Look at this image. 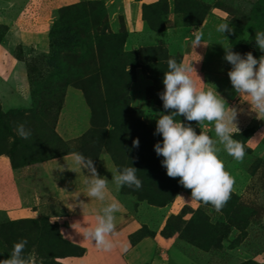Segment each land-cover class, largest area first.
<instances>
[{
  "label": "rangeland",
  "instance_id": "374dc122",
  "mask_svg": "<svg viewBox=\"0 0 264 264\" xmlns=\"http://www.w3.org/2000/svg\"><path fill=\"white\" fill-rule=\"evenodd\" d=\"M25 1L22 9L34 14L43 0ZM218 12L247 31L248 44L239 52L261 55L254 36L264 29V0H77L58 7L44 34L28 35V46L17 43L11 50L26 67L29 106L0 113V154L24 174L31 173L27 165L65 152L83 153L95 166L101 155L116 168L133 165L142 187H122L129 209L139 202L166 207L157 220L158 264H264V131L256 132L259 150L246 143L253 132L234 131L245 144L241 162L219 153L235 184L218 212L190 201L191 190L167 175L153 147L162 139L154 129L156 113L166 111L158 93L167 60L185 62L189 55L195 70L207 71L198 63L203 52L194 48L193 28ZM4 26L8 30L0 20V42ZM210 40L217 41L207 35ZM213 57L219 66L217 52ZM20 123L31 129L28 139L17 134ZM189 123L200 131L196 121ZM36 206V216L19 219L0 210V259L13 242L27 238L25 253L38 264H64L61 258L77 248L54 220L59 206L52 196ZM151 232L143 226L131 240Z\"/></svg>",
  "mask_w": 264,
  "mask_h": 264
},
{
  "label": "crops",
  "instance_id": "0c3cea01",
  "mask_svg": "<svg viewBox=\"0 0 264 264\" xmlns=\"http://www.w3.org/2000/svg\"><path fill=\"white\" fill-rule=\"evenodd\" d=\"M75 1L77 0H43L39 10L34 14L31 12L27 14L20 6L25 5L26 1L0 0V7H2L0 20L9 26L0 42V105L3 111H8L13 107L29 106L26 97V67L23 61L13 56L12 48L17 43H21L24 47L28 46V35L44 34L49 25L47 21L54 11L64 4ZM224 21L227 20L220 12L210 13L197 28H193V33L203 39L201 45L197 44L194 48L203 52L201 62L198 63H201L207 71H197L193 68L191 74L200 80L199 86L216 87L226 102L237 108L238 129L234 131L252 129L253 133L246 143L259 150L260 136L258 138L256 132L264 131V119L260 120L254 112H250L249 102L235 94L227 75L231 65L223 59L224 55L221 57L224 53V46L230 43L232 49L239 52L241 45L248 44V33L228 21L232 26V31H226L224 34L218 32V24ZM25 23L27 27H24ZM207 35L217 41L210 40L206 43ZM214 52L219 55L218 58L221 61H217L220 63L219 66L215 64ZM205 53L207 58L204 60ZM188 57L189 55L186 56L185 62L190 64L191 59ZM217 67L218 70H216ZM204 125L209 135L215 136L212 124L205 122ZM72 155L73 153H67L34 163L32 166L27 165L26 169L31 167V173L24 174V169L13 166L7 155L0 154V210L12 219L33 217L38 213L36 205L44 198L52 196V201L60 209L59 215H55L54 220L58 222L61 235L66 240L84 248L81 255H67L61 258L64 264H158L160 258L157 255V243L160 239H157V220L163 218L166 207L139 202L131 211L123 200L122 188L118 192L115 191L111 181L108 198L118 200L121 204L120 211L116 213L115 233L111 236V239L116 242L113 249L105 251L97 248L92 242L83 239L79 227L73 228L74 223H81V226L87 223L94 224L95 213L101 207L102 202L95 198L90 199L83 193L85 191L84 173L79 170L76 173L70 169ZM95 167L99 174L109 180L112 177L110 170L116 169L111 159L104 155H101ZM84 171L87 174V171ZM143 226L152 231L153 235L145 234L131 240L133 234ZM121 243H127L129 247L127 253L121 251Z\"/></svg>",
  "mask_w": 264,
  "mask_h": 264
},
{
  "label": "clouds",
  "instance_id": "9594fccd",
  "mask_svg": "<svg viewBox=\"0 0 264 264\" xmlns=\"http://www.w3.org/2000/svg\"><path fill=\"white\" fill-rule=\"evenodd\" d=\"M217 31L231 32L232 26L224 21L218 24ZM254 41L261 55L255 56L251 51L241 54L234 51L230 43L224 46L223 59L231 65L227 75L235 94L249 102L250 112L264 119V29L255 32ZM193 43L201 44L199 35ZM192 71L193 64L178 62L174 57L167 60V71L162 78L164 88L158 93L166 111L156 113L154 129V135L159 134L162 139L153 147L157 156L162 157L160 162L167 175L179 177L178 183L191 190L190 201L210 204L218 212L230 199L235 184V177L226 170L219 153L223 150L241 162L245 157V144L233 135L238 129L237 108L230 106L216 87L199 86ZM191 121L197 122L199 132L189 123ZM205 122L212 124L215 136L201 127ZM16 132L24 139L32 135L31 129L23 123L16 126ZM132 145L138 147L139 138H134ZM70 169L84 173L83 193L102 202L95 213L94 224L81 226V223H74L73 228L79 227L83 239L97 248L113 249L116 242L111 236L115 233L116 213L121 204L108 198L109 182L117 192L125 186L140 189L142 180L136 174L137 168L131 165L110 170L112 177L109 180L97 172L91 157L77 152L72 155ZM27 243V238L13 242L8 256L0 259V264H38L33 253H25ZM120 247L122 252L129 250L127 243H121Z\"/></svg>",
  "mask_w": 264,
  "mask_h": 264
},
{
  "label": "trees",
  "instance_id": "16d2710c",
  "mask_svg": "<svg viewBox=\"0 0 264 264\" xmlns=\"http://www.w3.org/2000/svg\"><path fill=\"white\" fill-rule=\"evenodd\" d=\"M6 30H7V27L6 26H4V28H3V32H2V34H1V36H3V34L6 32ZM244 47H246V44H243V45H241V52H242V49L244 48ZM240 52V53H241ZM242 54V53H241ZM9 112V110L8 111H3V110H1L0 111V113L1 114H7ZM240 132H248V136L252 133V129H245V130H242V131H240ZM66 153V152H65ZM65 153H62V154H65ZM10 158V161H11V163H12V159H11V157H9ZM12 165H13V163H12ZM14 166V165H13ZM151 233H153V232H151ZM138 237H140V236H138ZM68 241V240H67ZM68 242H70V241H68ZM70 243H72V242H70ZM72 245H74V247H76L77 248V251H76V253H72V254H70V255H81V254H83V252H84V248L83 247H81V246H79V245H77V244H74V243H72Z\"/></svg>",
  "mask_w": 264,
  "mask_h": 264
}]
</instances>
